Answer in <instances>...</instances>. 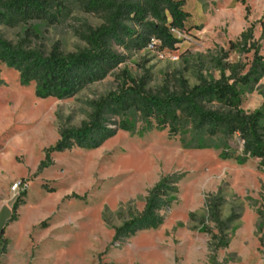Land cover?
Masks as SVG:
<instances>
[{
  "label": "rangeland",
  "instance_id": "1",
  "mask_svg": "<svg viewBox=\"0 0 264 264\" xmlns=\"http://www.w3.org/2000/svg\"><path fill=\"white\" fill-rule=\"evenodd\" d=\"M183 2L189 18L176 50L127 54L116 49L127 61L70 99L37 97L33 83L22 85L19 74L0 63V264H264V221L258 215L264 213V171L257 159H235L242 154L236 136L228 140L232 158H223L221 149H185L184 136L136 122L133 133L119 131L96 150L52 152L50 164L41 166L60 130L79 127L90 112L88 102L115 91L123 80L140 79L148 71L151 90L179 74L191 86L198 73L216 80L218 62H251L252 52L230 45L250 29L248 44L258 47L264 62V0ZM101 23L73 7L58 24L33 23L30 43L45 53L56 46L72 53L84 45L76 31ZM28 27L0 26V32L17 43ZM263 101L264 76L242 96L241 109L254 111ZM169 175L179 178L178 193L160 213L163 224L114 244L113 228L139 215L148 192ZM17 181L27 184L26 196L17 220L9 223L19 196L11 191ZM218 194L221 219L239 215L223 232L207 210ZM219 238L227 246L213 251L210 246Z\"/></svg>",
  "mask_w": 264,
  "mask_h": 264
},
{
  "label": "trees",
  "instance_id": "2",
  "mask_svg": "<svg viewBox=\"0 0 264 264\" xmlns=\"http://www.w3.org/2000/svg\"><path fill=\"white\" fill-rule=\"evenodd\" d=\"M73 7L102 20L98 27L83 25L76 31L83 47L64 53L56 46L45 53L31 46L33 23L53 26L67 18ZM183 7V0H0V26H29L24 31L25 37L17 43L0 32V63L19 74L22 85L33 83L37 97L70 99L104 80L127 61L128 56L116 49L127 54L142 52L155 39L160 43L156 50H176L181 40L171 30H185L189 14ZM251 40L250 29L230 44L234 51L252 52L251 62H218L220 76L216 80L198 73L197 83L191 86L179 74L155 90L148 88L151 80L148 71L140 79L123 80L115 91L88 102L90 112L79 127L60 130V139L46 150L41 166L50 164L52 152L73 148L96 150L119 131L133 133L139 122L148 130L168 129L171 137L184 136L181 143L185 149H221L223 158H232L228 140L236 136L242 154L235 159L240 162L257 159L264 171V101L254 111L241 109L242 96L251 92L264 76L263 59L258 56V47L248 44ZM178 181L172 175L162 177L148 192L142 212L113 228V243L121 244L140 231L158 229L164 222L161 211L170 207L178 193ZM25 196L26 191L21 192L13 203L9 223L17 220L16 211L24 204ZM222 202L218 194L207 203L208 215L219 232L239 219V215L233 214L222 220ZM258 215L264 221V213L258 211ZM3 233L2 228L0 239ZM227 243L219 238V243L210 244V249L216 251Z\"/></svg>",
  "mask_w": 264,
  "mask_h": 264
},
{
  "label": "built area",
  "instance_id": "3",
  "mask_svg": "<svg viewBox=\"0 0 264 264\" xmlns=\"http://www.w3.org/2000/svg\"><path fill=\"white\" fill-rule=\"evenodd\" d=\"M171 33L178 39L181 40L184 36L177 30H171ZM160 43L156 41L155 39H151L150 44L148 45L147 49H155L156 45H159ZM162 57V54L160 55ZM27 189V184L23 181H17L13 184L11 187V191L13 193V196L19 195L21 192L25 191Z\"/></svg>",
  "mask_w": 264,
  "mask_h": 264
},
{
  "label": "crops",
  "instance_id": "4",
  "mask_svg": "<svg viewBox=\"0 0 264 264\" xmlns=\"http://www.w3.org/2000/svg\"><path fill=\"white\" fill-rule=\"evenodd\" d=\"M2 228H3V222L0 221V231H1Z\"/></svg>",
  "mask_w": 264,
  "mask_h": 264
}]
</instances>
